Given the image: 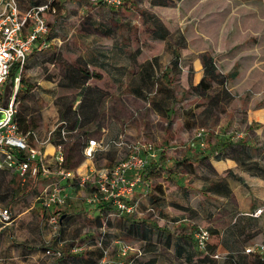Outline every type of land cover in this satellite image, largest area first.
<instances>
[{"label":"crops","instance_id":"0c3cea01","mask_svg":"<svg viewBox=\"0 0 264 264\" xmlns=\"http://www.w3.org/2000/svg\"><path fill=\"white\" fill-rule=\"evenodd\" d=\"M62 32L66 33L67 29ZM53 38L57 39L58 36ZM67 43L75 50L67 49ZM78 44L82 45L81 49L79 45L72 46V42L62 41L58 44L54 40L43 51L29 54L27 66L32 65L29 69L36 66L35 60L40 54L48 51L51 52L48 54H59L63 66L62 79L56 81L28 77L30 82L35 81L28 105L36 104L32 114H37L36 126L29 131L34 135L30 136L31 143L38 144V140L44 139L58 122L67 120L72 132L71 140L63 145L64 166L85 173L93 167H100L98 159L103 154L113 152L114 157L104 156L102 166L111 165L115 158L114 150L95 152L94 157H86L83 147L87 139H111L123 134L130 141H141L151 133L155 136L154 127L151 124L150 127L147 122V113L138 109L147 104L150 112L157 117L163 120L169 118L172 111H164L148 103V95L154 94L153 99L160 102L161 92L159 89L156 91L155 87L156 84L160 88L164 87L158 73L160 56L167 55L169 50L172 52L177 44L155 39L152 48L163 49L150 53L151 56L146 55L142 47L134 49L131 44L119 41L108 45L92 41L85 45L82 41ZM65 53L74 56L73 59H67ZM195 60L200 62V56ZM199 65L203 73L201 62ZM80 67H85L89 73L85 80ZM228 75L229 80L236 76V72L232 71ZM224 93V98L229 99V91ZM113 97L112 112L107 114L105 104ZM246 112V121L255 123L264 131V105ZM29 115L27 113L26 117ZM157 129L165 132L160 127ZM57 139L58 131L55 130L43 145L44 152L49 156L57 148L54 142ZM246 141L233 144L238 147L243 145L246 149L235 153L230 152L228 146H224L220 153L212 151L211 146L205 145L200 139L187 146L186 143L178 142L171 147L163 146L157 149L156 157L151 159L154 169L147 168L143 173V176L147 174L146 179L150 184L162 187L160 194L166 203L162 207L163 213L168 211L175 215L169 218L175 230L160 229L158 233L169 239V243L161 245L172 251L175 257L176 248L181 251L182 257L179 258L184 264H197L196 258L203 254L197 250L195 240L198 225H204L211 233L209 249L219 255V258L212 259L213 264H234L235 260L241 264H251L254 257L244 249L255 242L264 241V135ZM251 144L257 145V152L249 150ZM49 179L48 176L38 175L22 184L17 173L0 170L1 203L8 206L13 215V221L0 229V264H89L90 260L98 264L103 258H97L92 253L99 248L96 241L81 245L77 242L90 236L95 240L104 231L99 226L100 220H103L102 208H98L100 203L89 202L92 187L83 188L64 180L66 204L55 208L54 212H59L60 216L54 225L49 220L52 213L35 200L36 191ZM138 193L137 188L132 197ZM145 203L148 207L145 211L150 210L146 198L139 208H144ZM101 204L104 206V203ZM258 209L260 212L257 213ZM111 214V221L127 224H122L121 228L111 227L112 236L135 234L140 235L145 242V236L151 237L153 225L145 217L135 221L133 214L118 210ZM79 217L85 218L90 224L87 234L81 232L79 224L75 223ZM57 249H63V257L46 253V250ZM185 256L188 257L187 261Z\"/></svg>","mask_w":264,"mask_h":264},{"label":"rangeland","instance_id":"374dc122","mask_svg":"<svg viewBox=\"0 0 264 264\" xmlns=\"http://www.w3.org/2000/svg\"><path fill=\"white\" fill-rule=\"evenodd\" d=\"M17 1L20 8L25 9L30 0ZM156 2L165 4H154ZM58 4L61 5L60 10L48 16L52 31L64 43L72 42V46L79 45L80 49L82 45L78 43L81 41L84 45L91 41L99 45L119 41L131 44L134 49L142 47V51L151 56L150 53L163 49L152 48L155 40L153 19L163 22L169 30L167 40L170 44L176 43L177 47L173 48L172 52L168 49L170 52L167 51V55L161 54L158 73L164 87H170L174 92L167 108L172 112L169 118L163 120L150 112L148 104L138 108L147 113L148 120H145L155 131V136L151 133L152 135H147L139 142L152 143L154 148L158 149L163 146L171 147L177 142L186 143L187 146L190 142L200 139L205 145L211 146L212 151L220 153L224 146H228L230 151L236 142L246 143V140L252 137H263L262 128L246 121V110L264 105V0H126L118 9L95 7L81 0H61ZM64 29H67L66 33L62 32ZM66 45L67 49L75 50L70 48L68 43ZM203 52L212 56L220 72L227 75L232 71L236 72V76L227 82L229 99L223 98L220 103L216 101L218 86L202 95L193 94L194 90L190 87L189 83L192 85L200 80L201 61L196 62L195 59ZM48 53L51 52L40 54L33 68L29 69L32 65L26 67L28 70L23 76L28 82V77L50 78L55 79L54 81L62 79V59L51 62L48 60ZM65 55L69 60L74 57L68 53ZM175 57L179 64L173 69L170 65ZM27 71L30 72L29 76ZM163 94L161 92V98ZM113 101L114 97L105 104L107 114L112 112ZM35 105L32 103L30 108L35 110ZM186 109H191V112H185ZM134 112L139 114L138 110ZM182 118L189 124L182 123ZM157 127L165 129V132H159ZM250 146L252 148L249 150L258 151L256 144ZM104 156L113 158L114 153L103 154L101 160L98 159L100 166L104 164ZM146 177L147 174L144 175L145 180ZM138 189L137 196L141 194V187ZM142 199L145 200V196ZM101 203H104V206ZM98 208L103 211V220H100L99 225L103 227V233L98 234L95 240L90 236L77 241L80 245L91 240L93 243H99L97 247L100 251L103 249L104 256L98 264H136V259L140 264H144L151 258L155 259V264H184L183 260L175 257L172 251L161 245L162 242L156 240L160 229L175 230V225L169 222V218L175 216L173 212L165 211L168 217L163 218L150 210L145 211L148 208L145 203L144 208L138 207L134 213H129L133 214L135 221L145 217L153 225L151 243L155 251H149L148 248L143 249L146 242L142 241L140 235L112 236L111 227L121 228L122 224L127 226L126 223L110 220L111 213L120 211L119 209L104 200ZM141 211L143 212L138 214ZM75 223L79 224L81 232L87 234L90 224L85 218L79 217ZM196 227L198 229L205 226ZM210 240L211 237L208 244ZM122 248L126 249L125 255L121 252ZM197 250L202 251L199 248Z\"/></svg>","mask_w":264,"mask_h":264},{"label":"built area","instance_id":"2783aa9c","mask_svg":"<svg viewBox=\"0 0 264 264\" xmlns=\"http://www.w3.org/2000/svg\"><path fill=\"white\" fill-rule=\"evenodd\" d=\"M53 1L61 0H46L21 9L17 0H0V114H3L0 117V170L17 173L22 184L30 177L35 178L38 175L50 177L36 191L35 200L43 209L52 213L49 220L54 225L58 223L60 216L59 212H54L55 208L66 204L64 180L79 187H92L89 202L93 204L104 200L122 212L134 213L142 203V197L146 198L150 189V183L144 179L143 170L157 155V149L152 143L130 141L123 134L111 139L89 138L83 147L86 157H94L95 152L105 153L114 150L115 158L111 165L93 167L85 173H78L64 166L63 144L57 145L55 152L50 156L43 148L55 130L58 131V139L65 142L70 139L66 120L58 122L44 139L38 140V144L31 143L30 136L33 133L31 131L23 133L15 120L18 110L16 93L29 54L33 51H43L54 40L58 44L62 43L59 38L50 40L45 38L48 33V16L56 13ZM81 1L95 7L107 6L118 9L126 0ZM8 82H11V89L6 95L5 86ZM138 187H141V194L132 197ZM12 221L11 209L0 202V229ZM210 237L211 234L206 227H199L195 232L197 248L204 254L207 253L206 245ZM244 251L264 261V241L253 243ZM121 252L125 255L126 249L122 248ZM46 253L60 256L59 249L46 250ZM210 257L217 259L219 255L213 253Z\"/></svg>","mask_w":264,"mask_h":264},{"label":"trees","instance_id":"16d2710c","mask_svg":"<svg viewBox=\"0 0 264 264\" xmlns=\"http://www.w3.org/2000/svg\"><path fill=\"white\" fill-rule=\"evenodd\" d=\"M42 2H44V1L30 0L28 2V6L33 5V4H39ZM52 4L55 6L56 12L60 10L61 5L58 4V1H53ZM154 4H165V2H162V3L156 2ZM153 25H154V32H153L154 39L167 40L169 30L165 27V25L161 21L154 20V19H153ZM51 26H52V24L50 22H48V33L45 35V38L47 40H50L51 38H53L55 36V33L52 31ZM48 58H49L48 60H50L51 62H54V61H56L57 58H59V54L52 53L49 55ZM200 60H201V64H202L203 73H202V76H201L200 80L198 81V83L196 85L190 86L194 90L193 94L202 95L205 92H207L208 90H212L214 87L218 86L219 92L216 95L217 96L216 101L219 102L222 98L226 97L224 92L228 93L227 82H228L229 75H226L217 69L215 62H214V59L207 52H203L200 55ZM171 62L172 63L170 65V67L173 69H176L178 64H179L177 57H175ZM80 71L82 74L83 73L85 74L83 76L84 80H85L87 78V76L89 75L87 69L85 67H83V68L80 67ZM94 75H97V74H94ZM143 81H145V79H143ZM152 82H151L152 83L151 86L154 85V81H152ZM33 86H34V84L28 82L27 79L22 75L21 81H20V87L16 93V98H15V100L18 102V110H17L16 115H15V120H16L17 124L19 125L20 130L23 133H25L29 130H32L36 126L37 114H32L35 110L31 109L30 106L28 105V100L30 98V95H31L30 93H31ZM155 87H156V91L159 89L160 92L164 93V96H162L160 102H157L153 99L154 95L152 96L151 95L152 93H150V95H148L149 103L154 105V106L155 105L158 106V108H161L164 111H167L168 104L170 101V97L174 95V92L171 90L170 87H168V88L167 87H161L160 88L158 84H156ZM221 90H222V92H221ZM211 98L214 99V97H211ZM185 112L189 113V112H191V109L190 110L186 109ZM27 113H30L28 118L26 117ZM66 122H67V129L70 131V135H71L72 129L69 126L67 120H66ZM184 124L185 125L189 124L185 118H184ZM70 140L71 139H69L67 142H65L62 139H57L54 142L56 145H59V144L65 145ZM239 146H240L239 148L233 146L232 148H230V151L233 153L239 152V151L240 152L246 151V149L243 147V145H239ZM152 165H153V162H152V160H150L148 166L143 170V173L145 172V170L147 168H148V170H149V168H150V170L154 169V166H152ZM150 186H152V187H150L149 192L146 196L147 202L149 203L150 211L157 213L158 215L160 214L161 216H164L165 214L163 213L162 207L166 203L164 201V197L161 195L162 194V187L158 184H153V185L150 184ZM160 192H161V194H160ZM1 201H2V198L0 197V202ZM171 203L174 205L176 204L174 202H171ZM136 232H138V228L136 229ZM209 233H210V231H209ZM152 234H153V231L151 229V234H150L151 237L145 236L146 237V244L143 246L144 249L148 248L147 250H149V251L155 250L154 245L152 246V243H151ZM156 240L158 242H162L163 244L169 243L168 237L163 238V235H161V234L156 235ZM99 249L97 248V250L92 251V253L96 254L97 258H102L104 256L103 249L101 248V251ZM206 251H207V253H205V254L203 253L201 256H198L196 258L195 262L197 264H213L211 262V261H213L212 260L213 258L210 257V254H213V252L209 249V244L206 245ZM175 255L178 258L182 257L181 251L177 250V248L175 251ZM60 257H63V249H60ZM187 258L188 257L185 256L186 261H187ZM94 262H96V261H93V260L88 261L89 264H94ZM134 262L136 264H140L137 259L134 260ZM233 263L234 264H241L240 262H238L236 260L233 261ZM144 264H155V259L151 258L148 261H146ZM251 264H264V261H260L257 258H253Z\"/></svg>","mask_w":264,"mask_h":264},{"label":"water","instance_id":"95a60500","mask_svg":"<svg viewBox=\"0 0 264 264\" xmlns=\"http://www.w3.org/2000/svg\"><path fill=\"white\" fill-rule=\"evenodd\" d=\"M10 89H11V82H8V83L6 84V86H5V94H6V95L9 94ZM6 101H7V99H6ZM2 116H3V114H0V117H2Z\"/></svg>","mask_w":264,"mask_h":264}]
</instances>
